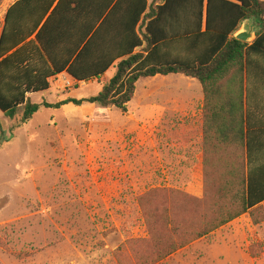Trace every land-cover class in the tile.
I'll use <instances>...</instances> for the list:
<instances>
[{
    "label": "rangeland",
    "instance_id": "rangeland-1",
    "mask_svg": "<svg viewBox=\"0 0 264 264\" xmlns=\"http://www.w3.org/2000/svg\"><path fill=\"white\" fill-rule=\"evenodd\" d=\"M16 1L0 0V33ZM115 73L113 67L72 87L56 77L49 90L30 98L57 104L96 96ZM164 85L189 91L180 75ZM137 92L127 113L95 104L42 106L22 124L23 108L13 119L0 112V240L8 248L0 247V264H119V247L149 238L139 196L173 188L201 203L167 195L156 199L159 205L176 204L193 214L212 205L223 156L211 151L205 158L202 143L192 150L185 139L189 125L157 123L161 112L137 108L143 83ZM203 178L213 184L204 198L196 195ZM256 218L264 220V206ZM129 259L136 262L130 253ZM158 264H264V221L254 224L245 214Z\"/></svg>",
    "mask_w": 264,
    "mask_h": 264
},
{
    "label": "trees",
    "instance_id": "trees-1",
    "mask_svg": "<svg viewBox=\"0 0 264 264\" xmlns=\"http://www.w3.org/2000/svg\"><path fill=\"white\" fill-rule=\"evenodd\" d=\"M247 19L262 26L252 43L234 38ZM258 57L264 58V0H18L8 8L0 35V112L13 119L23 108L22 124L42 106L95 104L127 113L139 80L170 74L198 80L207 101L209 88H220L231 71L240 74L241 84L246 80L249 91ZM113 67L115 75L96 96L57 104L31 101L30 95L49 90L58 75L87 83ZM211 130L221 135L220 125ZM232 130L239 135L234 149L247 154L242 171L220 160L212 205L194 214L157 203L167 195L201 203L173 188L139 196L149 238L129 239L119 247V264H158L245 214L254 224L264 221L256 218L264 206V176L252 173L250 134L237 123ZM202 145L205 158L222 151L220 137L217 142L204 138ZM211 181L204 179L198 197L209 195ZM0 247L8 249L2 240Z\"/></svg>",
    "mask_w": 264,
    "mask_h": 264
},
{
    "label": "crops",
    "instance_id": "crops-1",
    "mask_svg": "<svg viewBox=\"0 0 264 264\" xmlns=\"http://www.w3.org/2000/svg\"><path fill=\"white\" fill-rule=\"evenodd\" d=\"M148 2L151 4L152 0H148ZM255 22L257 21L255 20ZM257 23L260 29L254 40L262 30L261 24ZM176 75L185 77L181 74L157 75L138 81L135 96L128 107L137 99L138 86L143 83L142 97L138 99V109L161 112L157 118L159 124L173 119L175 126L189 125L191 129L189 128V136L185 139L188 140L192 150H196L195 143L200 144L201 147L204 138L208 142H217L220 137L223 164L225 165L226 160L230 159L232 166L241 171L243 164L247 163V154L242 149H234L233 141L239 135L232 130V127L234 123H237L238 128L242 125L243 132H248L252 140V150L249 152L252 159V173L258 178L264 176V58L258 57L255 60L252 86L249 91L246 88V80L241 84L240 74L231 71L223 79L220 88H209L207 101L203 86L196 79L185 77L188 81L189 91L187 92L164 85ZM158 81L162 84L155 85ZM196 82L200 84L199 90L193 89ZM166 112L171 115H167ZM217 125L221 126V135L211 130V127ZM209 154L211 153L208 152L206 156ZM227 155L230 158H227ZM203 167L205 168L204 165ZM202 177H205L204 173H202Z\"/></svg>",
    "mask_w": 264,
    "mask_h": 264
},
{
    "label": "water",
    "instance_id": "water-1",
    "mask_svg": "<svg viewBox=\"0 0 264 264\" xmlns=\"http://www.w3.org/2000/svg\"><path fill=\"white\" fill-rule=\"evenodd\" d=\"M259 29V24L255 22V19H247L243 22L241 29L235 33L234 38L246 43H251L256 37V33Z\"/></svg>",
    "mask_w": 264,
    "mask_h": 264
},
{
    "label": "built area",
    "instance_id": "built-area-1",
    "mask_svg": "<svg viewBox=\"0 0 264 264\" xmlns=\"http://www.w3.org/2000/svg\"><path fill=\"white\" fill-rule=\"evenodd\" d=\"M58 78H62L63 80V84L65 87H72L73 85H75L76 83H81V82H77L75 81L73 78H71L67 73H63L61 75L57 76Z\"/></svg>",
    "mask_w": 264,
    "mask_h": 264
}]
</instances>
